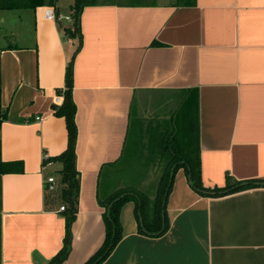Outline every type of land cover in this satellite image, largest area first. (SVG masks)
<instances>
[{
    "label": "crops",
    "instance_id": "crops-1",
    "mask_svg": "<svg viewBox=\"0 0 264 264\" xmlns=\"http://www.w3.org/2000/svg\"><path fill=\"white\" fill-rule=\"evenodd\" d=\"M72 1L0 10L1 157L23 163L0 173V264H47L63 247L62 163L47 158L67 147L54 105L75 54L80 188L63 264H84L103 244L100 201L162 163L125 157L133 120L146 145L148 127L178 135L193 116L208 188L264 181V0H95L80 49L66 32ZM167 214L169 230L145 236L127 201L122 239L102 264H264V185L203 196L179 167Z\"/></svg>",
    "mask_w": 264,
    "mask_h": 264
},
{
    "label": "trees",
    "instance_id": "trees-1",
    "mask_svg": "<svg viewBox=\"0 0 264 264\" xmlns=\"http://www.w3.org/2000/svg\"><path fill=\"white\" fill-rule=\"evenodd\" d=\"M58 0H0V10L4 9H36L45 3L57 8ZM95 0H74L71 7L73 29L68 28L69 35H78L81 47V16L83 9ZM76 55V54H75ZM72 57L66 71L65 86L58 90V94L63 96L61 104L54 105V114L63 117L67 125L68 143L63 153L47 159L60 161L62 169L61 182L64 184L61 195L67 204L62 214L66 220V234L61 250L53 256L47 264H63L69 257L72 246V225L76 219L78 197L80 188V172L76 166V145L78 138V126L76 123L77 106L73 97L74 89V58ZM1 89V82H0ZM191 117V124L188 130L178 138V135L171 133V127L156 133V128L148 127V135L151 136L149 142L142 144L141 134L136 128L138 121L131 123L128 141L124 148V155L131 160H140L145 156L146 160L159 159L162 161L163 169L158 179L154 195L128 186L119 188L100 202L105 207L104 220L106 224V236L101 247L84 264H102L113 252L121 241L123 229L121 223V209L127 201L135 202V215L138 222L139 233L149 237H160L170 228V220L167 214V201L172 190L174 173L179 167H184L193 189L203 196H222L237 191L264 185V181H238L233 178L227 179L225 187L208 188L205 186L202 177L201 159L198 150V134L196 132L195 120ZM4 116L0 118V128ZM159 138V139H158ZM159 142H151V140ZM153 146V147H152ZM158 146V147H156ZM149 148V153L145 155L144 149ZM23 163L19 161H4L1 157L0 144V173L22 172Z\"/></svg>",
    "mask_w": 264,
    "mask_h": 264
},
{
    "label": "rangeland",
    "instance_id": "rangeland-1",
    "mask_svg": "<svg viewBox=\"0 0 264 264\" xmlns=\"http://www.w3.org/2000/svg\"><path fill=\"white\" fill-rule=\"evenodd\" d=\"M61 2L64 3V4L62 3V5H68L69 0H61ZM72 3H74V0L72 1ZM68 10H69V13H70L69 7H68ZM180 137H181V135H178V138H180ZM127 159L129 161H131V159H129V157ZM163 165H164L163 163H159L158 165H156L153 168H151L152 169V173L147 174L145 176L144 181H140V178L135 179V178L131 177L130 180L128 181L129 183L128 182H120L118 185L122 186V187H120L121 189L122 188H127V186L130 185L132 187H136L138 189H142V190L150 193L151 195H154V192H155V189H156V185H157L160 173L162 171ZM128 167H132L133 168V167H135V165H130L129 164ZM115 190H117V189H115Z\"/></svg>",
    "mask_w": 264,
    "mask_h": 264
},
{
    "label": "built area",
    "instance_id": "built-area-1",
    "mask_svg": "<svg viewBox=\"0 0 264 264\" xmlns=\"http://www.w3.org/2000/svg\"><path fill=\"white\" fill-rule=\"evenodd\" d=\"M47 15H49L51 17V16H53V13L48 12ZM62 100H63V96H61V95L57 96L56 97V104H61ZM37 119H40V117H37ZM54 181H55L54 177L48 178V188L51 190L55 188ZM64 209H65V206H61V210H64Z\"/></svg>",
    "mask_w": 264,
    "mask_h": 264
}]
</instances>
